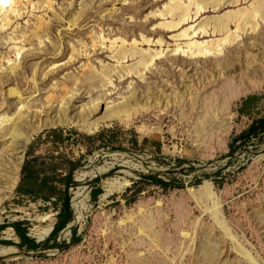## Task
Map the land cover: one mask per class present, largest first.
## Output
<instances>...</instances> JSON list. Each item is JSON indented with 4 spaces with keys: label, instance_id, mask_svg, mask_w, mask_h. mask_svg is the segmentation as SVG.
Returning <instances> with one entry per match:
<instances>
[{
    "label": "rangeland",
    "instance_id": "1",
    "mask_svg": "<svg viewBox=\"0 0 264 264\" xmlns=\"http://www.w3.org/2000/svg\"><path fill=\"white\" fill-rule=\"evenodd\" d=\"M62 1L53 0L54 9L48 14L43 9L32 12V5H24V16L14 20V25L0 29V117L10 116L22 128L23 136L37 129L25 145L17 173L13 167L17 158L4 151V141L0 140V226L28 223L29 236L45 242L52 232L40 240L38 231L47 229L50 220L53 228L59 210L51 203L17 195L22 167L26 160L39 157L66 173V161L80 162L73 174L78 185L70 189L74 220L70 228L59 234L57 242L69 245L74 229L81 239L66 249L29 251L17 246L20 239L8 226L0 232V241L9 244L0 247L16 251L0 254V264H251L241 249L264 264V134L240 138L254 121L264 117V20L253 32H239L240 39L225 45L219 55L191 58L169 54L146 71L143 79L117 82L112 92L99 84L82 90L78 96L72 94L75 98L70 110L76 108L85 114L102 97L98 118L105 114L107 105L120 104L134 92L140 101L153 104V100H158V108L150 116L138 113L128 122L103 125L94 134L68 121L41 127L46 116L59 117L56 113L61 104L50 100L48 94L57 93V81H63L67 74H78L85 63L88 65L85 55L76 64L59 72L55 69L52 74L55 66L51 64L61 67V62L68 61L69 53L67 57H44L46 50L53 52L57 46L62 50L68 47L70 52V43H90L88 36L103 33L112 39L124 38L127 48L135 38L139 49L150 51L161 49L156 41L163 37L166 52L167 48L172 50L177 44L188 42L174 38L183 29L195 28L206 18L249 7L252 0L217 10L208 6L197 21L173 31L160 26L163 17L152 14L164 10L170 0H67L64 8L68 15L63 12ZM195 10L193 7L192 14ZM41 15L46 18L49 35L35 52L40 54L38 57L27 54L22 60L14 52V46L22 45L11 40L14 28L19 23L23 29H32L35 17ZM79 17V28L72 33L67 31ZM2 18L0 12V22ZM231 29L236 30L234 23ZM141 34L154 42L141 44ZM202 36L199 34L195 40L222 38L212 31ZM93 63L101 70L97 58H93ZM133 63L130 60L126 65ZM35 64L36 71L31 69ZM46 66L49 67L42 75L39 67ZM251 97L255 100H247ZM226 123L227 128L223 129L221 126ZM9 124L0 121V130L6 128L11 134L14 128ZM57 138L63 142L55 143ZM83 171L88 176L78 180ZM125 172L134 175L129 178L131 185L106 198L108 180L126 177ZM149 177L173 186L163 188ZM206 181L216 190L220 218L231 236L226 235L210 212L204 213V207H211L212 203L189 193V189ZM99 188L104 193L95 201L93 191ZM78 190L84 192L76 200ZM76 202H83L84 210L78 212L74 208ZM211 245L216 247L215 256L208 253Z\"/></svg>",
    "mask_w": 264,
    "mask_h": 264
},
{
    "label": "bare ground",
    "instance_id": "2",
    "mask_svg": "<svg viewBox=\"0 0 264 264\" xmlns=\"http://www.w3.org/2000/svg\"><path fill=\"white\" fill-rule=\"evenodd\" d=\"M115 1L119 0H114V2ZM241 1H243L244 3H250V0H188L187 4L186 0H170V3L166 4L164 10H159L157 12H153L152 14L163 17L164 21L160 24V26L166 28L167 30L173 31L183 27V25L192 23V21L194 20L197 21L201 17L202 12L204 13L205 11H207L208 6H211L213 10H217L225 7L226 5L239 6V4H241ZM66 3L67 0L62 1V9L63 12H66V15H68V10L64 8ZM24 5H32V12H34V10L40 11L41 9H43V11L47 12L46 14H48L50 11L52 12L54 9L53 0H43L36 3L33 0H26L25 4H22L21 0H0V12L1 16H3L0 22V29L3 27L5 28L14 25L16 23H13L14 20H17L24 16V10L26 9ZM191 7L192 9L193 7H196V10L193 14ZM169 17L170 20H168ZM263 20L264 0H252L249 7L239 8L234 11H228L224 15L218 16L217 18H206L202 20L195 28L192 26L190 28L183 29L179 34L175 35L174 38H183L188 42H186L185 44H177L172 50H168L167 48L166 52L163 49V37H158L156 41V44H158L159 48L161 49L150 51L149 49H139V41L135 38L130 44V47L127 48L126 45L128 44V41L124 38L114 37L112 39L111 37L105 36V34L103 33H93L92 35L88 36L90 43L83 40L79 41V44L77 45L75 43H70V52L68 47L65 48L67 49V51H65V49L62 50L57 46H55L53 52H49L48 50H46L44 52V57L51 56L53 58L59 55H64L63 57H67L66 55L67 53H69L68 61L61 62V67L58 68V66H56V63L51 64L53 65V67L55 66V68H53L51 71L52 74L55 72V69L59 72V70H65V68L76 64L77 62L81 61V59L85 55L88 59V65L85 63L78 74H67L64 77L63 81H57L56 85L54 86L57 89L55 90L57 93L53 94L49 92L48 94L50 100H54L56 102L58 101L61 104V110L56 113L57 116L59 114V117L55 116L51 118L49 116H46L45 121H43L41 127L51 126L68 121L74 124L76 127H80L84 132L94 134L103 125H109L114 121L128 122L133 116H136L138 113H145L147 114L146 116H150V114L158 108V100H153V104L147 101H140L139 96L134 92L129 98H124V100L120 104L113 105L112 107H110V105H107L105 114L102 117L98 118H96V112L99 108H101L100 100L102 99V97H98V99L94 102V105L90 106L89 112L87 114L79 111L76 108L70 110L73 104L71 100L74 99L75 96H78V93L80 94L82 90H85L87 88L91 90L92 87H96L99 84H102V88H107V91L112 92L117 88V82L122 83L129 78L143 79L144 73L146 71L150 70L151 67H153L159 59L167 57L169 54L183 56L186 55L190 56L191 58L219 55L223 52V47L225 45H231L238 39H240L239 37L241 36H239V32H242V34L246 30H250L251 32H253L258 28L259 22H262ZM80 22V17L74 20V22H71L70 27L69 29H67V31H69L70 33L75 32L79 28L78 23ZM232 23L235 24V31H232L231 29ZM209 27H211L212 29H209ZM48 30L49 29L48 25L46 24V18L43 15L35 17V22L32 29H23L19 27L18 23L14 28L13 32L15 35L11 38V40L19 42L22 45L20 47H13L15 54L22 56V60L25 59V55L27 54H30V56L33 57H38L40 54L35 52L39 51L38 47L42 44L43 38L48 37ZM209 31H212L213 34H220L222 38L203 42L195 40V38H199V34H202V37H204V35H207ZM140 42L141 44L149 45L154 41H151V37L141 34ZM27 46L32 47V49L26 51L25 48ZM79 46H81V48ZM93 58H97V60L100 61V64H102L101 70L96 68L95 63H93ZM106 60H108V63H106ZM130 60L134 61V63L126 65V63H128ZM49 66L42 68L39 67L41 69L42 75L44 74L45 69ZM31 69L36 71L38 69L37 64L31 65ZM33 81L35 82L36 79H34ZM131 86L132 83L129 84L128 89ZM73 93L75 94V96L72 95ZM167 103L165 105V108L168 106ZM93 116L96 119L92 118ZM0 121L2 124H7L10 122L9 125L12 124L11 126L14 128V131L11 132V134L10 132L6 131V128L0 130V140L4 141V151L7 150L8 153L17 158V161L13 165L14 170L17 173L24 158L25 145L31 138V136L36 133L37 129L33 128L32 131L23 136L22 128L16 126L15 121H13L10 116L3 114L0 117ZM221 127L223 129H226L227 123L222 125ZM1 170H3V168H0V171ZM104 170L106 169H102V171ZM108 170L109 169H107V171ZM125 173L126 177H118L108 180L107 193L105 194L106 198L114 194L115 192H123L127 189V187L131 185V181L129 178L134 177V175L130 172ZM87 176L88 172L83 171L78 174L77 179L83 180ZM83 192L78 190L75 194V199L77 200ZM189 193L196 199H207L212 203L211 207H204V213L210 212L214 221L221 227L223 231H225L226 235L231 236L225 222L220 218L219 202L213 184L209 181H206L198 188L189 189ZM74 208L78 212H80V210L83 209V202L74 203ZM50 221L52 222L49 226L47 225V229L45 228L38 231V237L40 240H43L51 232L53 220ZM65 234L69 235V231H66ZM15 251L16 250L14 248L0 247L1 255H9ZM208 253L210 256H215L216 247L214 245H211L208 249ZM241 254L251 264H259L257 260L254 259V257H252L251 254L247 251L241 249Z\"/></svg>",
    "mask_w": 264,
    "mask_h": 264
},
{
    "label": "trees",
    "instance_id": "3",
    "mask_svg": "<svg viewBox=\"0 0 264 264\" xmlns=\"http://www.w3.org/2000/svg\"><path fill=\"white\" fill-rule=\"evenodd\" d=\"M247 100H255L251 97ZM258 134H264V117L254 121L246 132L241 133L240 138H248L249 136H257ZM55 143H62L63 140L57 138ZM30 155H28V158ZM62 160L63 157L60 156ZM66 167V173L60 172L59 166H50L49 163L41 158H33L32 160H26L22 167V174L20 183L16 189V193L19 197H25L32 200H42L45 203H51L55 210H59L57 215V223L54 226V230L50 237L43 243L37 242L35 239L29 236L28 223L15 222L9 227L13 228L16 235L20 239V243L17 245L19 248H26L29 251L49 250V249H66L69 245L80 242V236H77V230H73L72 241L69 245L65 243L60 244L57 242L59 234L66 229V227L74 220L73 210L71 208L70 189L78 185L74 180L73 174L81 166L80 162L73 163L66 161L64 163ZM63 164H60L61 167ZM149 180L158 186L163 188L172 187V183L164 182L155 177H149ZM104 193L103 189L99 188L93 191V198L97 201ZM8 226H0V232L5 230ZM1 244H9L7 241H0Z\"/></svg>",
    "mask_w": 264,
    "mask_h": 264
},
{
    "label": "water",
    "instance_id": "4",
    "mask_svg": "<svg viewBox=\"0 0 264 264\" xmlns=\"http://www.w3.org/2000/svg\"><path fill=\"white\" fill-rule=\"evenodd\" d=\"M71 227V225L69 224L67 227H66V229L67 228H70ZM66 229H64V230H66ZM53 230H54V226H53V228H52V231L51 232H53ZM38 242V241H37Z\"/></svg>",
    "mask_w": 264,
    "mask_h": 264
}]
</instances>
